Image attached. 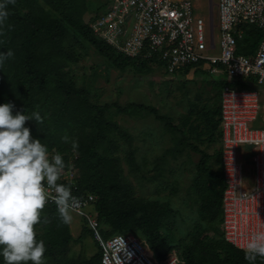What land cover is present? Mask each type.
Segmentation results:
<instances>
[{
	"label": "trees",
	"instance_id": "obj_1",
	"mask_svg": "<svg viewBox=\"0 0 264 264\" xmlns=\"http://www.w3.org/2000/svg\"><path fill=\"white\" fill-rule=\"evenodd\" d=\"M86 10V0H16L15 5H8L9 17L0 27V32L4 33L0 36V51L14 53L0 67V104L13 103L14 114L22 110L26 114L39 111L44 123L38 125L29 121L25 126L30 128L34 138L47 145L50 153H61L66 168L72 165L77 169L80 189L95 196L92 203L95 228L88 226L82 218L85 224L77 239L70 233L69 225L60 221L56 207H46L45 215L50 223L37 226L38 239L46 245V264H101V247L94 236L93 241L99 245L94 255L76 263L68 260L71 243L89 231H97L103 240L114 234L131 233L149 247L157 262L176 254L181 264H249L244 251L226 242L220 228L221 196L225 186L220 166L221 150L218 148L215 152L214 162L218 166L212 169L207 162L209 155L196 143H191L187 134L204 135L206 140L213 137L220 122L222 88L225 85L251 86L244 81L222 77L214 87L217 101L212 108L209 109L208 104L196 105L192 100L187 102L191 106L185 118L192 121L185 128L180 144L174 141V150L180 153L187 145L200 156L187 187L193 212L185 213V219L175 222L176 217L184 215L180 214L179 206L174 205L173 197L137 195L131 180L124 176L118 157L112 155L118 147L114 138L116 133L126 145L132 142L128 130L112 121L109 115L112 108L123 115H134L145 109L158 119L166 116L157 114L153 106L143 103L92 102L89 89L76 84L67 68L79 60L84 45L92 46L111 66L120 70L127 67L149 70L152 65L161 68V62L131 57L115 49L91 27L100 13L85 20ZM243 27L244 37L238 42V52L253 54L261 33L253 25ZM192 67L194 70L202 68L186 65L178 70L185 75ZM181 124L185 125V119ZM64 136L69 137V143L63 142ZM72 140L78 142L75 150L71 146ZM126 153V162L133 171V152L129 149ZM178 189L175 186L173 193ZM184 222L185 226H182ZM0 264H3L2 257ZM256 264H264V259L258 257Z\"/></svg>",
	"mask_w": 264,
	"mask_h": 264
},
{
	"label": "built area",
	"instance_id": "obj_2",
	"mask_svg": "<svg viewBox=\"0 0 264 264\" xmlns=\"http://www.w3.org/2000/svg\"><path fill=\"white\" fill-rule=\"evenodd\" d=\"M216 8V24L208 20L207 37L204 17L195 11L193 0H111L91 27L105 42L128 56L160 61L166 73L186 65H207L211 76L263 86L264 0H218ZM244 25H253L261 33L253 54L238 52ZM215 50L216 54L208 53ZM262 108L264 99L257 90L231 85L221 90L220 166L225 184L221 230L225 241L240 250L252 233L264 231V126L249 125L259 118L263 120ZM246 162L250 165V179ZM77 180V169L69 165L60 183L69 185L79 202L74 214L94 229L95 212L90 214L86 207L95 196L81 190ZM48 206L56 207L53 203ZM94 238L101 247V264H181L176 254L157 262L148 246L131 233L103 240L94 231Z\"/></svg>",
	"mask_w": 264,
	"mask_h": 264
},
{
	"label": "rangeland",
	"instance_id": "obj_3",
	"mask_svg": "<svg viewBox=\"0 0 264 264\" xmlns=\"http://www.w3.org/2000/svg\"><path fill=\"white\" fill-rule=\"evenodd\" d=\"M110 1L111 0H86L87 13L84 15V19L87 20L95 13H102L104 7L108 5ZM217 1L218 0H193L195 11L204 17L206 37L208 20L216 24ZM213 32L216 35L217 43L218 27H215ZM76 49H79L78 46H76ZM208 53L216 54L217 50L212 52L208 51ZM67 68L70 69V75L74 78L76 84L84 85L89 89L90 100L92 102H116L121 105L130 101L134 103H143L153 106L157 114L166 116L165 119H158L155 117L154 113L148 112L145 109L138 110L136 114L134 112V115H123L114 112V108H112L109 114L112 121L116 122L117 125L124 126L126 130L130 131L132 134L138 132L143 127H150L148 129L152 131L144 129L140 136H149L151 139H158L159 142L162 143L163 148L165 145L169 146V143H171L170 141L164 142L167 137L174 138L173 143L176 142L177 145L183 140L185 125L181 124V121L185 119V115L188 114L187 110L190 109L191 105L187 104L189 100H192V103H196V105L208 104L209 109L212 108V105L216 104L217 99L215 97L214 87L216 82L220 81L222 78L221 76H211L208 72L203 71H207V65L202 66V68L199 67L200 69L197 68L196 70L191 68L185 75L181 70H177L174 73H166L161 68H157L153 65L149 70L137 69L134 67H127L124 70H120L111 66L108 61L99 55L90 45H84L79 60L69 65ZM211 84H213V86ZM251 88L256 89L264 95V86L253 84ZM193 109L196 111V106ZM261 114H264V108L261 109ZM249 125L258 124L255 122ZM175 128L177 129L175 130ZM214 136L216 145H211V148H209V150L207 149L209 154H211V159L208 158L207 162L212 169L218 166L214 162V158L216 150L220 148L218 132L216 130ZM114 138L116 139L118 147L112 155L118 157L119 165L122 164L125 166L124 160L128 158L126 153L128 146L117 133L114 135ZM130 146H133V142L130 143ZM134 146H136V144H134ZM179 146L181 147L183 145ZM197 146L205 151L203 147H200L199 143H197ZM246 149H249V147H246ZM163 151L164 150L161 148L158 153L162 154ZM174 156L175 162H173V164L175 169L168 178L172 183H167L168 186L165 185V188L161 189L160 195H164L165 198L173 197L174 205L180 206L179 212L184 216H179V218L176 217L175 222H177L178 220L185 219L186 212H193L190 208L192 201L188 199L190 196L187 187L191 182L195 164L200 155L191 149L186 152L184 146L183 151L174 153ZM246 157H248V155H246ZM169 158L171 157L169 156ZM136 159H138V153L133 152L132 160L135 161ZM249 166V163L246 162L245 169L248 179H250ZM159 181L165 182L161 179ZM175 186L179 187V189L173 193ZM244 188H246L245 183ZM92 207V204L86 207V211L90 214H94ZM84 224L83 219L73 213V221L69 225V228L74 239L79 238L82 225ZM182 226H185V222ZM92 232L93 231L84 232L81 239L71 243L70 250L67 253L69 261L76 263L79 259L85 260L96 253L97 249H99V245L95 244L93 241L92 236H94V232L93 234Z\"/></svg>",
	"mask_w": 264,
	"mask_h": 264
},
{
	"label": "clouds",
	"instance_id": "obj_4",
	"mask_svg": "<svg viewBox=\"0 0 264 264\" xmlns=\"http://www.w3.org/2000/svg\"><path fill=\"white\" fill-rule=\"evenodd\" d=\"M15 3L0 0V27L9 17L8 5ZM13 56L11 50L0 51V67ZM14 108L11 102L0 104V257L3 264H46V245L37 233L38 225L50 223L46 207L53 203L60 221L70 225L79 202L71 187L60 183L67 166L63 155L50 153L25 126L43 124L40 112L14 114ZM62 140L69 143L68 136ZM71 146L75 150L78 142L72 140ZM243 251L249 264L264 259V231L252 233Z\"/></svg>",
	"mask_w": 264,
	"mask_h": 264
},
{
	"label": "crops",
	"instance_id": "obj_5",
	"mask_svg": "<svg viewBox=\"0 0 264 264\" xmlns=\"http://www.w3.org/2000/svg\"><path fill=\"white\" fill-rule=\"evenodd\" d=\"M192 68L194 69V67ZM258 94L260 99L263 100L264 95L261 94L259 91ZM262 116H263V120L259 118L256 123L258 125L264 126V114ZM216 118L218 119V117ZM189 121L187 118H185V128L189 127ZM148 128L150 127H146V128L143 127L138 131L139 133L136 132L133 134L130 131H128L132 136L133 146L127 144L128 146L127 151L130 149V151L134 153H138V159H136L137 161L135 160L133 162V166H135V169L133 171L130 169L128 165L129 163L127 164L126 160H124L125 166L121 164L120 167L124 172L123 173L124 176H126L129 180H131L133 190L137 195H141L144 198H149V197L165 198L164 195L161 196L160 194H161V189H164L165 185L168 186L167 183H172V181L168 180V178L171 176V173L175 169L173 164V162H175V156H174L175 144L173 143V139L171 137H167V139H165L164 142L170 141L172 144L169 143V146L165 145V147L163 148L162 143H160L158 139L155 138L151 139L149 136L141 137L140 135L142 134V131L144 129L152 131ZM216 131L218 132V140L220 147L221 144L220 122L216 127ZM187 135L189 137L190 142L194 144L195 142L199 143L200 147H203L205 149V153H207L209 155V159H211L210 157L211 154H209L207 149L209 150V148H211V145L212 146L216 145L215 136L208 137V139L206 140L204 135L198 137H195V134H187ZM134 144H136L137 147L134 146ZM161 148L164 151L162 154H159L158 152ZM188 150L189 147L185 145V151L187 152ZM169 156L171 158H169ZM160 179L165 182L159 181Z\"/></svg>",
	"mask_w": 264,
	"mask_h": 264
}]
</instances>
